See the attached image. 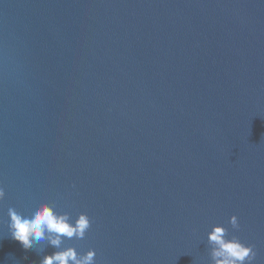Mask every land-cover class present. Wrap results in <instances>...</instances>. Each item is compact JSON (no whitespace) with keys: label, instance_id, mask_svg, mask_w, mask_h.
<instances>
[{"label":"water","instance_id":"1","mask_svg":"<svg viewBox=\"0 0 264 264\" xmlns=\"http://www.w3.org/2000/svg\"><path fill=\"white\" fill-rule=\"evenodd\" d=\"M0 187L3 264L56 250L9 234L41 203L95 264H214L216 225L264 264V0H0Z\"/></svg>","mask_w":264,"mask_h":264},{"label":"clouds","instance_id":"2","mask_svg":"<svg viewBox=\"0 0 264 264\" xmlns=\"http://www.w3.org/2000/svg\"><path fill=\"white\" fill-rule=\"evenodd\" d=\"M5 191L0 187V201H3ZM9 234L20 243L25 250L35 249L41 242L56 249L51 254H45L40 264H95L96 252L89 249L80 254L75 247L64 246L65 240L83 239L91 226L86 213H80L73 221L67 212L56 211L55 205L41 203L35 206L30 213H18L9 208ZM230 224L234 229L240 225L236 215L230 217ZM208 244L211 246V258L214 264H252L256 258L253 245H246L233 235L228 238V231L222 225H216L208 233ZM14 257L9 254V259ZM3 264V262H0Z\"/></svg>","mask_w":264,"mask_h":264}]
</instances>
